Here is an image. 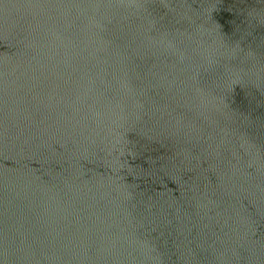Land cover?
I'll return each instance as SVG.
<instances>
[{"label":"water","instance_id":"water-1","mask_svg":"<svg viewBox=\"0 0 264 264\" xmlns=\"http://www.w3.org/2000/svg\"><path fill=\"white\" fill-rule=\"evenodd\" d=\"M0 264H264V0H0Z\"/></svg>","mask_w":264,"mask_h":264}]
</instances>
